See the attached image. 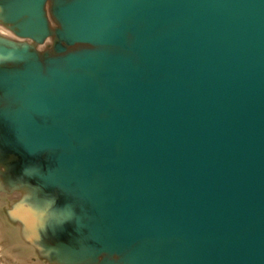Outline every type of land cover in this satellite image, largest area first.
Segmentation results:
<instances>
[{
	"label": "water",
	"instance_id": "obj_1",
	"mask_svg": "<svg viewBox=\"0 0 264 264\" xmlns=\"http://www.w3.org/2000/svg\"><path fill=\"white\" fill-rule=\"evenodd\" d=\"M0 262L264 264V0H0Z\"/></svg>",
	"mask_w": 264,
	"mask_h": 264
},
{
	"label": "rangeland",
	"instance_id": "obj_2",
	"mask_svg": "<svg viewBox=\"0 0 264 264\" xmlns=\"http://www.w3.org/2000/svg\"><path fill=\"white\" fill-rule=\"evenodd\" d=\"M0 264H3L2 262H0Z\"/></svg>",
	"mask_w": 264,
	"mask_h": 264
}]
</instances>
